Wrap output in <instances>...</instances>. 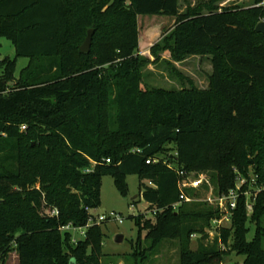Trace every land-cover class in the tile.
I'll return each mask as SVG.
<instances>
[{
	"label": "trees",
	"instance_id": "16d2710c",
	"mask_svg": "<svg viewBox=\"0 0 264 264\" xmlns=\"http://www.w3.org/2000/svg\"><path fill=\"white\" fill-rule=\"evenodd\" d=\"M140 14L176 16L150 52L175 61L211 56L207 89L142 88L150 61L137 53ZM261 20L264 0L182 13L179 0H0V37L15 48V57L0 58V264L12 252L19 264H102L101 224L88 210L100 204L103 176L125 196L132 174L147 210H157L153 218L133 216L149 242L133 244L134 264L163 239L179 241L180 264H219L226 253L218 243L231 237L242 264H264V190L249 217L240 196L230 226L195 250L191 236L206 238L218 209L196 200L172 206L178 170L207 173L217 194L233 188L238 174L248 177L249 167L264 184V34L254 30ZM18 57L28 64L16 78ZM90 218L77 242L62 229Z\"/></svg>",
	"mask_w": 264,
	"mask_h": 264
},
{
	"label": "rangeland",
	"instance_id": "374dc122",
	"mask_svg": "<svg viewBox=\"0 0 264 264\" xmlns=\"http://www.w3.org/2000/svg\"><path fill=\"white\" fill-rule=\"evenodd\" d=\"M252 0H179V13L186 12L194 7L210 6L215 9L226 7H238L246 9L250 7ZM205 10V9H204ZM206 11V10H205ZM176 16L167 15H147L140 14L136 19L138 29V49L137 53L149 59V63L142 69L141 86L144 89L162 88L166 90L181 88L207 89L209 86V75L212 73L211 56L190 55L181 61H175L168 52H160L156 58L150 52L152 46L160 42L175 27ZM85 39V38H84ZM84 41V40H83ZM15 57V48L10 40L0 37V58ZM28 59L18 57L16 61L15 77H19L21 69L26 67ZM3 77V70L0 69V79ZM171 147V145L169 146ZM248 176L255 179V186L250 185L246 199L255 200L257 195L253 188L261 187L264 184L257 182V176L251 167L248 168ZM209 177V175L206 173ZM127 194L121 195L114 184L111 176H103L100 188V204L90 212L94 217L109 215L111 212L117 214L118 219H110L101 223L103 233L102 241V264H134V260L129 254L133 252V244L140 238L142 242L140 248H147L149 242L144 241L145 232L139 234L133 216L143 214L145 218H153L152 211H147L148 204L141 196L139 177L135 174L126 177ZM145 182V181H144ZM147 183V182H145ZM252 183V182H251ZM252 187V188H251ZM207 193H198L195 198L199 200L207 199ZM136 203H133V201ZM54 210L46 208L45 214L55 213ZM249 217V216H248ZM264 224V218H263ZM249 227L247 239L250 240L255 232L254 222L248 220ZM230 224L223 220L219 227L207 229L208 236L201 240V235H192L190 238V248L197 249L200 241L205 245L214 244V237L220 227H229ZM76 238H81L78 231H72ZM204 235V234H203ZM122 240L119 241V238ZM232 237L226 244L218 243V249L226 253L219 264H242L243 256L237 255L231 250ZM264 247V239L262 241ZM180 246L177 239H163L152 251H146V257L140 264H180ZM6 264H19L15 252L10 253Z\"/></svg>",
	"mask_w": 264,
	"mask_h": 264
},
{
	"label": "built area",
	"instance_id": "2783aa9c",
	"mask_svg": "<svg viewBox=\"0 0 264 264\" xmlns=\"http://www.w3.org/2000/svg\"><path fill=\"white\" fill-rule=\"evenodd\" d=\"M21 129L24 130L25 126L22 125ZM139 151V150H136ZM106 162H109V159L105 160ZM158 159H148L146 160L147 163L150 162H157ZM88 171V170H87ZM178 175H179V180H178V188H179V200L174 203L172 206L175 208L177 205H179L181 202H191V201H204L208 205L218 209L220 216L218 218H213L211 221V228L219 227L221 222L223 220H226L227 222L231 221V216L233 213V210L237 206V201L240 196L246 197L247 194L249 193V187L250 185H254L255 179L251 178L250 176L245 177L241 174H238L236 177L235 185L233 188L229 189L228 192L223 193V194H217L216 193V188L210 181V178L206 175V173H194V172H187L184 170H178ZM252 182V183H251ZM151 184V183H150ZM255 186V185H254ZM252 188V187H251ZM188 189H194L195 193L194 194H188L186 191ZM255 191V194L257 195L259 192L264 190V185L261 187L253 188ZM198 193H207V199L205 200H199L196 199L195 196ZM253 206H254V200H247L245 202V209H246V214L249 216L251 215L253 211ZM91 209L88 210L90 212ZM149 211V210H147ZM152 211V214H155L157 212L156 209L150 210ZM110 219H118L119 222H121V219L117 216V214L111 212L109 215H101L99 217H95L96 223L101 224L103 221H108ZM93 224V219L90 218L87 222V224L83 227H79L75 229L72 227L70 224L62 227V229L65 230H72V231H79L81 234V237L83 238L85 236L86 229ZM80 238L74 237L72 240L74 242H77V240ZM121 264V263H119Z\"/></svg>",
	"mask_w": 264,
	"mask_h": 264
},
{
	"label": "water",
	"instance_id": "95a60500",
	"mask_svg": "<svg viewBox=\"0 0 264 264\" xmlns=\"http://www.w3.org/2000/svg\"><path fill=\"white\" fill-rule=\"evenodd\" d=\"M254 30L258 33H263L264 34V20L259 21ZM93 29H88L87 31V35L84 39V41L82 42V44L80 45V51L83 53H87L90 50V46H91V40H92V35H93ZM122 240V237L119 238V241Z\"/></svg>",
	"mask_w": 264,
	"mask_h": 264
}]
</instances>
